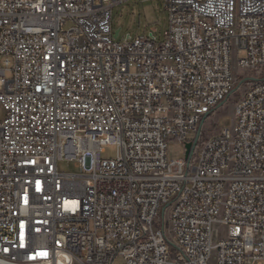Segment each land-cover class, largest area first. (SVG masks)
Returning a JSON list of instances; mask_svg holds the SVG:
<instances>
[{"label":"built area","instance_id":"built-area-1","mask_svg":"<svg viewBox=\"0 0 264 264\" xmlns=\"http://www.w3.org/2000/svg\"><path fill=\"white\" fill-rule=\"evenodd\" d=\"M126 1L0 0V264H264V0L119 41Z\"/></svg>","mask_w":264,"mask_h":264},{"label":"rangeland","instance_id":"rangeland-1","mask_svg":"<svg viewBox=\"0 0 264 264\" xmlns=\"http://www.w3.org/2000/svg\"><path fill=\"white\" fill-rule=\"evenodd\" d=\"M168 24L169 18L165 10L164 0H128L117 4L113 8V27L114 32L120 30L117 38L119 41H131L140 36L150 37L151 34H153L155 40L161 41L168 29ZM128 36H130L129 39H127ZM233 64L236 74L239 75L242 70L236 65V57H234ZM241 79L242 78L239 76L237 86ZM239 94L240 92L238 90L235 91L225 104L208 117L204 127H208L211 130L230 128L233 123V109ZM4 115L5 113L2 107H0V120L4 118ZM184 152V145H180L176 142H172L169 145L170 159L183 158ZM116 155V146L112 145L106 148L104 157L115 158ZM58 169L60 172L64 173L76 174L80 172L75 162L67 160L60 161ZM120 263L121 261L117 262V264ZM209 264H216L214 253L212 254Z\"/></svg>","mask_w":264,"mask_h":264},{"label":"water","instance_id":"water-1","mask_svg":"<svg viewBox=\"0 0 264 264\" xmlns=\"http://www.w3.org/2000/svg\"><path fill=\"white\" fill-rule=\"evenodd\" d=\"M119 33H120V30H117V31L115 32V34H114V37H115V38H118ZM150 37L153 38V35L151 34ZM129 38H130V36L127 37V39H129ZM190 147H191V144H187V148L189 149Z\"/></svg>","mask_w":264,"mask_h":264}]
</instances>
